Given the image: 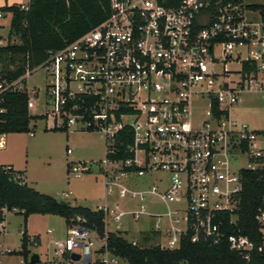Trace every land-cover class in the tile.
Masks as SVG:
<instances>
[{
    "label": "built area",
    "instance_id": "1",
    "mask_svg": "<svg viewBox=\"0 0 264 264\" xmlns=\"http://www.w3.org/2000/svg\"><path fill=\"white\" fill-rule=\"evenodd\" d=\"M27 1L19 8L26 9ZM108 4L102 21L49 50L42 63L21 77L26 80L40 68L50 76L41 113L50 120V128L80 127L103 135L104 157L69 161L67 176L77 178L95 168L103 177L106 197L116 192L143 202L148 192L168 205L176 204L162 214L148 213L157 218L140 234L150 237V244L156 238L153 244L176 248L181 235L190 230L191 241L226 240L230 249L248 258L253 242L245 235L222 231L221 214L228 212L230 223L236 218L241 169L264 172V130L250 129L230 115L231 105L240 100L243 82L249 85L253 73H241L242 80L230 85L220 76L225 71L218 73L212 66L217 54L223 61L233 60L238 58L233 53L243 48L247 56L241 62H256L257 73L264 69V21L243 0H108ZM18 81L11 85L20 89ZM26 90L29 110L35 107L32 94L37 91ZM193 103L207 107L196 120ZM238 158L244 162L234 167ZM152 172L163 175L162 189L153 182L149 189L131 190L121 182ZM14 178L24 181L22 175ZM94 210L103 213L104 235L100 237L76 217L65 236L52 241L58 264H122V257L106 247L111 232L108 217L116 223L114 233L141 246L140 234L128 239V229L119 226L124 217L127 221L140 218L146 212L143 203L135 208L104 203ZM7 212L1 208L4 218ZM162 217H167L164 227ZM254 219L261 235L257 250L264 251V197ZM3 226L4 220L0 232ZM28 240L35 245L33 235ZM72 253L78 258H72Z\"/></svg>",
    "mask_w": 264,
    "mask_h": 264
},
{
    "label": "trees",
    "instance_id": "2",
    "mask_svg": "<svg viewBox=\"0 0 264 264\" xmlns=\"http://www.w3.org/2000/svg\"><path fill=\"white\" fill-rule=\"evenodd\" d=\"M247 6L257 11L264 21V3ZM0 10L11 13L7 41L0 44V83L6 86L0 89L1 135L27 132L31 121L43 118L41 114H31L27 108L26 80L21 79L25 71L42 63L49 50L62 47L97 25L107 16L109 4L108 0H28L26 9L19 8V4H11L1 6ZM12 37L17 41L12 42ZM240 71L247 76L252 72L255 78L256 62L242 61ZM17 80L22 85L20 89L11 85ZM3 166L0 165V221L4 220L2 207L7 211L16 209V213L22 214L23 227L17 253L23 256L24 263L29 254L27 246L32 244L26 230V219L30 214L58 215L63 218L67 228L76 222V217H80L86 227L96 230L100 237L104 235L103 213L100 210L71 205L42 193L25 181L19 182L14 178L15 175H23L21 171L12 166L11 169H4ZM239 175L241 188L235 195L236 218L230 223L229 213H222V231L245 235L253 242L254 248L250 250L248 258L230 249L226 240L214 244L200 237L197 241H191L190 230L181 235L178 247L172 249L148 243V236L141 239V246H133L117 233L108 232L107 249L124 258L127 264H264V251L257 250L261 235L254 219L264 197V172L241 169ZM33 239L37 245L39 236L33 235Z\"/></svg>",
    "mask_w": 264,
    "mask_h": 264
},
{
    "label": "rangeland",
    "instance_id": "3",
    "mask_svg": "<svg viewBox=\"0 0 264 264\" xmlns=\"http://www.w3.org/2000/svg\"><path fill=\"white\" fill-rule=\"evenodd\" d=\"M25 2L27 0H24ZM244 3H264V0H243ZM2 13V11L0 10ZM3 20L8 22L10 17L7 13ZM255 16L256 12L253 13ZM3 44L7 41L8 29L5 27L0 30ZM11 41H17L12 37ZM238 52V53H237ZM217 54V52H216ZM233 60L223 61V56L217 54L218 60L212 66V69L218 73L223 70L225 73L220 76L228 81L230 85H235L242 80L241 60L247 56V51L238 48ZM224 65V67H223ZM252 82L248 85L247 81L243 82V88L239 93L240 100L233 103L230 107V115L240 121L249 123V127L256 130H264V98L259 88L264 90V69L252 78ZM50 76L43 68L31 72L26 78L25 85L28 89H36L37 93L32 94L35 107L30 108L31 114H41L45 108L44 91L49 83ZM205 103H193L192 118L196 120L204 115L206 109ZM30 132L32 134H30ZM5 150L0 149V155L3 153L14 154L22 162L27 161V168L32 176L33 181H29L28 185L36 190L49 194L55 198L65 200L70 204H79L90 209H95L97 205L107 203L110 206L118 202L122 207L135 208L139 203H143L146 212L137 220L127 221L124 217L119 226L121 230H127L126 237L128 239L137 238L140 232L152 227L156 216H148L157 213L162 214L167 207L175 208L176 204L164 203L156 195L146 193V199L141 202L137 198L119 197L115 192L112 196H103V177L94 168L92 173H83L80 178L67 176L66 164L68 161L78 162L96 161L104 157L105 141L103 135L98 130H86L80 127H70L66 131L50 129V120L39 118L31 121L29 131L27 132H10L7 133ZM66 147L71 149V153H66ZM244 161L238 158L234 162L237 167ZM96 175L97 179L93 177ZM82 177V178H81ZM162 177V178H161ZM163 175L159 172H152L142 176L134 177L130 180L121 181L131 190H146L150 188L153 182H156L163 188ZM86 181V182H83ZM86 183V184H85ZM71 193L68 197H64L63 193ZM6 232H0V264H31L29 262L30 254L35 252L39 255V261L36 264H46L49 260L52 264H58L56 259L51 258L53 255L51 240L54 238H63L66 232V225L62 217L58 215L30 214L26 219V230L28 233H37L40 236L37 245L28 244L29 254L23 261V256L17 253L20 245V230L23 227V216L21 213L7 212L5 214ZM161 226H165L167 217H162ZM47 229H51V233H46ZM108 231H116V223L108 217ZM142 234H140V240ZM154 243L157 239H151ZM165 237L162 238V241ZM7 249L10 251L7 252ZM15 251V252H12ZM122 264H127L122 258L119 259Z\"/></svg>",
    "mask_w": 264,
    "mask_h": 264
},
{
    "label": "crops",
    "instance_id": "4",
    "mask_svg": "<svg viewBox=\"0 0 264 264\" xmlns=\"http://www.w3.org/2000/svg\"><path fill=\"white\" fill-rule=\"evenodd\" d=\"M23 2H25V1L24 0H0V7L3 6V5L20 4V3H23ZM7 13H9V17L11 18V13L10 12H4V11H2V13L0 12V14H1L0 15V30L4 29L5 27L9 30L10 19H9L8 22H6V21L3 20V17H5L6 15H8ZM1 37H2V35L0 34V44H3V39ZM259 89L261 90L262 97L264 98V90L261 89V88H259ZM240 122L246 123L248 125V127H249V123L248 122H245V121H240ZM250 129H252V128H250ZM253 130H256V129H253ZM7 136H8L7 133H4V134H1L0 135V149L5 150V145H6V142L5 141H6ZM67 148H69V147H66V149ZM70 153H67V154H70ZM81 161H85V160H81ZM26 163H27V161L26 162H22L14 154H11V153H3V154L0 155V165H10V166H12L13 169L18 170V171H21L22 174H23L22 176L24 178V181L28 185V182L29 181H33L32 180L33 178H32V176H31V174H30V172H29V170L27 168V164ZM66 166H67V164H66ZM89 173H92V172H89ZM77 178H80V177H77ZM93 178L96 180L97 179L96 175H94ZM83 182H86V181H83ZM102 186H103V192H104L103 193V196L106 198L103 180H102ZM70 193H71V191H69L68 193H63V195L66 198V197H68V195ZM56 199H58V198H56ZM58 200H61V199H58ZM71 205H79V204H71ZM43 215H46L47 216V215H51V214H43ZM5 222H6V220H4V226H3L4 231L3 232H6V223ZM51 232H52V230H51ZM51 232H49V233H51ZM46 233H48L47 230H46ZM28 234L29 235H36L34 233H28ZM37 235L39 236L38 233H37ZM39 239H40V236H39ZM54 239H60V238H54ZM52 241L53 240H51V245H52ZM52 252H53V246H52ZM51 258H53V255H52ZM46 264H52V263L49 260H47L46 261Z\"/></svg>",
    "mask_w": 264,
    "mask_h": 264
},
{
    "label": "water",
    "instance_id": "5",
    "mask_svg": "<svg viewBox=\"0 0 264 264\" xmlns=\"http://www.w3.org/2000/svg\"><path fill=\"white\" fill-rule=\"evenodd\" d=\"M72 258L77 259L78 255L75 253H72ZM38 261H39V255L35 252L31 253L29 257V262L31 264H36Z\"/></svg>",
    "mask_w": 264,
    "mask_h": 264
}]
</instances>
